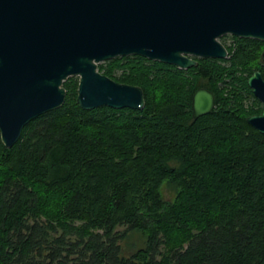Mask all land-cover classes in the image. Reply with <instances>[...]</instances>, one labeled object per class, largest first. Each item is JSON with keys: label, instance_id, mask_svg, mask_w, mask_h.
<instances>
[{"label": "trees", "instance_id": "obj_1", "mask_svg": "<svg viewBox=\"0 0 264 264\" xmlns=\"http://www.w3.org/2000/svg\"><path fill=\"white\" fill-rule=\"evenodd\" d=\"M232 37L229 57L187 68L99 62L144 88L142 109L84 108L72 75L13 146L0 132V264H264V132L247 120L264 40ZM201 86L215 106L195 118Z\"/></svg>", "mask_w": 264, "mask_h": 264}, {"label": "water", "instance_id": "obj_2", "mask_svg": "<svg viewBox=\"0 0 264 264\" xmlns=\"http://www.w3.org/2000/svg\"><path fill=\"white\" fill-rule=\"evenodd\" d=\"M227 33L264 40V0H0L2 141L13 146L30 120L60 107L72 75L84 108L142 109L144 88L104 73L99 62L140 54L187 68L197 57H229ZM248 83L262 110L247 120L264 132L263 72ZM214 106V92L197 88L193 116Z\"/></svg>", "mask_w": 264, "mask_h": 264}, {"label": "rangeland", "instance_id": "obj_3", "mask_svg": "<svg viewBox=\"0 0 264 264\" xmlns=\"http://www.w3.org/2000/svg\"><path fill=\"white\" fill-rule=\"evenodd\" d=\"M221 40L226 44H232L233 42V37H232V34L230 33H227V34H224L223 36H221ZM164 193L167 197L171 196L173 194V190H171V188L165 186L164 188Z\"/></svg>", "mask_w": 264, "mask_h": 264}, {"label": "flooded vegetation", "instance_id": "obj_4", "mask_svg": "<svg viewBox=\"0 0 264 264\" xmlns=\"http://www.w3.org/2000/svg\"><path fill=\"white\" fill-rule=\"evenodd\" d=\"M257 113H259V112H257Z\"/></svg>", "mask_w": 264, "mask_h": 264}]
</instances>
